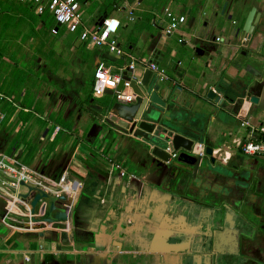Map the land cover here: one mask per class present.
Returning a JSON list of instances; mask_svg holds the SVG:
<instances>
[{
    "label": "crops",
    "instance_id": "0c3cea01",
    "mask_svg": "<svg viewBox=\"0 0 264 264\" xmlns=\"http://www.w3.org/2000/svg\"><path fill=\"white\" fill-rule=\"evenodd\" d=\"M225 2H79V29L93 30L103 17L119 22L112 39L123 53L116 55L57 27L48 11L37 14L29 1L0 0V153L50 180L66 173L82 183L77 194L55 197L67 218L53 227L43 222L46 199L33 210L36 193L21 197L27 187L18 188L17 213L8 217V202L0 198V264H215L195 238L201 212L170 213L174 208L153 184L159 172L150 168L142 142L109 128L101 137L88 133L100 108L116 103L112 90L93 95L96 66L117 74L133 62L138 82L155 60L168 80L151 75L150 81L160 98L169 103L170 95L173 102L166 120L195 142L221 146L223 162L230 158L218 167L222 173L238 172L242 157L255 168L257 160L241 154L235 142L247 136L242 119L264 127V0H228L223 11ZM252 7L254 29L246 44L242 27ZM165 9L185 17L171 35L163 31ZM209 90L222 104L206 98ZM257 92V104L250 103ZM120 171L136 178L120 177ZM226 177L235 186L237 180ZM208 195L197 191L196 197ZM32 217L39 221L31 223ZM236 226L228 227L230 236Z\"/></svg>",
    "mask_w": 264,
    "mask_h": 264
},
{
    "label": "water",
    "instance_id": "95a60500",
    "mask_svg": "<svg viewBox=\"0 0 264 264\" xmlns=\"http://www.w3.org/2000/svg\"><path fill=\"white\" fill-rule=\"evenodd\" d=\"M227 1L223 6V11L226 9ZM254 16L255 8L252 7L242 27L246 44L254 29ZM104 18L100 19L99 25ZM130 76L131 72L124 71L122 79L117 83V88L121 89L123 80L129 79ZM150 76L151 72L146 70L140 82L131 79L130 89L136 96L134 103L122 104L116 102L111 109L108 106L103 107V110L100 108L101 111L95 114L99 123L92 124L88 136L91 138L96 137L102 130L105 132L109 128L106 130L107 133L114 131L120 135L132 137L142 142L143 148H146L149 154L150 168L159 170L160 172L157 181L153 182V184L158 187V190L162 194L168 195L169 199L167 203L170 207L174 208L170 213L175 215L182 209L181 212L189 211L199 214L201 207L199 204L191 201L190 191L192 180L198 181L199 178L201 180V156L195 153L194 140L180 134L177 127H174L166 120L169 119L166 115H168L171 110L170 106L173 104L170 101L172 97L169 95V103L160 98L157 87L150 81ZM206 98L217 104H222L223 102V98L217 96L212 90L207 92ZM259 98L260 92L253 93L249 97V102L257 104ZM171 154H174L173 158ZM203 158L205 162L208 159L210 165L214 162L209 147H207ZM200 187L201 184L198 183L197 188L199 189ZM32 192L36 194L30 202L31 209L34 210L36 204L41 199H46L48 203V208L43 207V210L47 208V217L43 219L44 223L53 227V225H60L61 222L66 220L65 209L55 205L57 200H65V196L57 199L33 187H28L27 192L22 194L21 197L26 199L29 193ZM30 221L36 223L39 219L32 217ZM199 237L198 235L197 240ZM157 242L158 236L156 235L152 248L156 247Z\"/></svg>",
    "mask_w": 264,
    "mask_h": 264
},
{
    "label": "built area",
    "instance_id": "2783aa9c",
    "mask_svg": "<svg viewBox=\"0 0 264 264\" xmlns=\"http://www.w3.org/2000/svg\"><path fill=\"white\" fill-rule=\"evenodd\" d=\"M20 2L29 1L34 6L37 14H42L45 10L48 11L56 25L65 28L69 33L78 32V37L81 41L89 42L96 46L103 44L107 45L109 50L116 55H122V51L116 45L113 35H115L119 22L110 17L103 19L102 23L93 30L81 28V14L78 0H19ZM166 24L163 28L165 35H171L185 22L184 16H176L169 9L164 10ZM220 38H216L219 41ZM146 68L151 72L152 77L156 81L168 80V76L164 70L151 61L146 64ZM125 71L131 72L129 79L123 80L121 89H116L117 83L122 79L123 72L112 74L108 67L99 63L94 71L93 95L95 97L102 96L106 90H112L116 102L122 104H131L135 101V95L131 92L130 81L134 79V63L130 62ZM138 82H140L138 80ZM4 97L0 94V100ZM3 118V113L0 111V121ZM242 127L248 129L247 136L241 141L235 142L240 153L249 156H264V127H255L248 120L242 119L240 122ZM200 149V144H196ZM174 157V154H171ZM119 175H125L124 171H120ZM127 179H134L131 174H128ZM20 186L33 187L53 197L70 196L71 193L81 191L82 183L76 179H71L66 173H63L58 181L50 180L43 177L27 165L14 159L11 156L0 153V198L8 202L6 215L15 212L17 201L19 200ZM18 208V207H17ZM19 213V212H18ZM32 223V222H31Z\"/></svg>",
    "mask_w": 264,
    "mask_h": 264
},
{
    "label": "flooded vegetation",
    "instance_id": "af4514ba",
    "mask_svg": "<svg viewBox=\"0 0 264 264\" xmlns=\"http://www.w3.org/2000/svg\"><path fill=\"white\" fill-rule=\"evenodd\" d=\"M202 141L204 142L198 143L194 140V146L196 144L201 146L198 150L194 147L195 153L201 156V180L200 178L198 181L192 180L190 191L191 201L201 207V228H199L201 232L197 240L198 245L203 246L205 250L203 254L207 252L205 254L207 258L212 257L211 262L215 264H232L229 261L230 256L233 257L234 264H264V238L256 237L259 233L254 237L249 229L246 233L244 228L246 225L247 228H255V233L256 229L257 232L264 233V156L252 157L257 160L255 168L247 166L244 162L242 168L239 169L238 166L237 171L240 170L239 173L242 172L243 175L238 176L234 186L227 177L217 172L214 174L213 171L219 166H225L222 163L228 164L230 158L223 162L225 152L222 147L214 149L205 143V140ZM207 147L211 149V156L214 159L212 165L208 159L205 162L203 158ZM127 175L125 173L122 177ZM218 180H222V183L220 184ZM198 183L201 184L199 189ZM254 189L256 192H253ZM197 191L211 193V196L208 195L207 198L201 196L199 201L196 197ZM239 220L244 225L239 227L237 223ZM234 223L237 225L236 231L230 236L228 227H233ZM237 258L238 262L235 260Z\"/></svg>",
    "mask_w": 264,
    "mask_h": 264
},
{
    "label": "rangeland",
    "instance_id": "374dc122",
    "mask_svg": "<svg viewBox=\"0 0 264 264\" xmlns=\"http://www.w3.org/2000/svg\"><path fill=\"white\" fill-rule=\"evenodd\" d=\"M83 1L84 0H79V2L80 3H83ZM104 3L106 2V1H103ZM2 4L0 3V6H1ZM2 6H5V5H2ZM213 37H214V35H213ZM177 47L179 48V49H181V50H183L184 49V46H181V45H177ZM180 50V51H181ZM18 106L16 105V108H17ZM263 123H264V120L262 121ZM92 123H99V121H98V119L97 118H94V119H92L91 120V124ZM103 133H104V130H102L101 131V133L99 134V136L101 137V135H103ZM242 133H243V136H245V132L244 131H242ZM96 143V142H95ZM243 161H244V157H242L241 158V160H240V165H239V169L240 168H242V164H243ZM24 163H28V159H26L25 161H24ZM238 163V162H237ZM214 174L217 172V174H218V172H221V174L223 175V177H226V176H229V177H231V179H235V180H238L237 178H238V176H241V175H243L242 174V172H240L239 173V171L238 172H236V173H234V172H231V171H227L226 173L224 172V173H222V171H221V169L220 168H215L214 170ZM198 218V217H197ZM240 220L242 221V218L240 217ZM238 221L237 223H238V225H239V227L240 226H242V222L241 221ZM244 225V224H243ZM244 228H245V230H246V233H248L247 232V229H249L250 230V232L251 233H253V236L255 237V235H258V233H259V235L258 236H256V237H262V238H264V233H260V232H257V229H256V233H255V228H247V226L245 225L244 226ZM258 244H260V243H258ZM236 260V262H238L239 261V259L237 258V259H235ZM229 261L232 263V264H234V259H233V257L232 256H230V258H229Z\"/></svg>",
    "mask_w": 264,
    "mask_h": 264
},
{
    "label": "trees",
    "instance_id": "16d2710c",
    "mask_svg": "<svg viewBox=\"0 0 264 264\" xmlns=\"http://www.w3.org/2000/svg\"><path fill=\"white\" fill-rule=\"evenodd\" d=\"M53 19V18H52Z\"/></svg>",
    "mask_w": 264,
    "mask_h": 264
}]
</instances>
